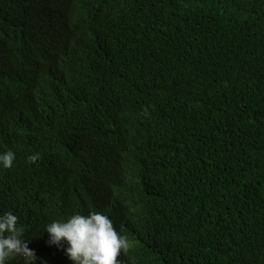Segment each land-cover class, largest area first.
<instances>
[{
	"label": "trees",
	"instance_id": "16d2710c",
	"mask_svg": "<svg viewBox=\"0 0 264 264\" xmlns=\"http://www.w3.org/2000/svg\"><path fill=\"white\" fill-rule=\"evenodd\" d=\"M8 150L35 264H72L44 226L90 211L120 264H264V0H0Z\"/></svg>",
	"mask_w": 264,
	"mask_h": 264
},
{
	"label": "clouds",
	"instance_id": "9594fccd",
	"mask_svg": "<svg viewBox=\"0 0 264 264\" xmlns=\"http://www.w3.org/2000/svg\"><path fill=\"white\" fill-rule=\"evenodd\" d=\"M14 159L15 153L11 150L0 153V167H12ZM28 159L32 162L37 157ZM9 196V192L0 196V264H11L22 258L28 264H35V254L31 250L33 240H28L18 225V217L8 208ZM44 231L48 233L50 244L66 245L64 252L72 264H120L117 257L130 247V241L116 230L112 220L96 211L86 215L77 212L66 219L52 220L44 226Z\"/></svg>",
	"mask_w": 264,
	"mask_h": 264
}]
</instances>
